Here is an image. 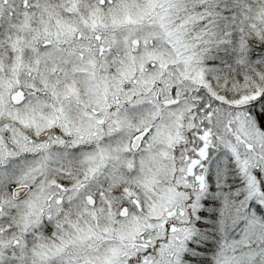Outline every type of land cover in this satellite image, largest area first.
<instances>
[{
    "label": "snow or ice",
    "instance_id": "snow-or-ice-1",
    "mask_svg": "<svg viewBox=\"0 0 264 264\" xmlns=\"http://www.w3.org/2000/svg\"><path fill=\"white\" fill-rule=\"evenodd\" d=\"M0 264H264V0H0Z\"/></svg>",
    "mask_w": 264,
    "mask_h": 264
}]
</instances>
